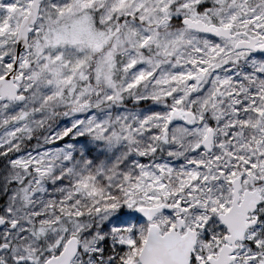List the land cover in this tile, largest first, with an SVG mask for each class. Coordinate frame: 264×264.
Wrapping results in <instances>:
<instances>
[{"label":"snow or ice","instance_id":"6c2138e0","mask_svg":"<svg viewBox=\"0 0 264 264\" xmlns=\"http://www.w3.org/2000/svg\"><path fill=\"white\" fill-rule=\"evenodd\" d=\"M0 264H264V0H0Z\"/></svg>","mask_w":264,"mask_h":264}]
</instances>
